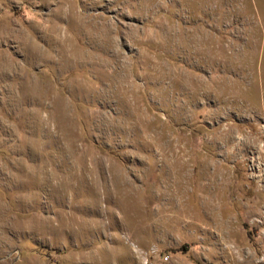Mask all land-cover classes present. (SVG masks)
Masks as SVG:
<instances>
[{
  "label": "rangeland",
  "instance_id": "obj_1",
  "mask_svg": "<svg viewBox=\"0 0 264 264\" xmlns=\"http://www.w3.org/2000/svg\"><path fill=\"white\" fill-rule=\"evenodd\" d=\"M0 264H264V0H0Z\"/></svg>",
  "mask_w": 264,
  "mask_h": 264
}]
</instances>
